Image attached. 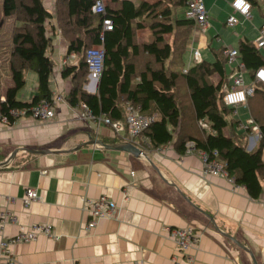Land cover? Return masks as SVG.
Listing matches in <instances>:
<instances>
[{
	"label": "crops",
	"instance_id": "1",
	"mask_svg": "<svg viewBox=\"0 0 264 264\" xmlns=\"http://www.w3.org/2000/svg\"><path fill=\"white\" fill-rule=\"evenodd\" d=\"M203 2L208 24L197 35L200 47L206 42L209 45L213 37L220 39L215 29L209 36L215 28L211 14L218 1ZM218 12L229 29L239 20L248 21L236 13L237 23L226 25L232 12L230 0L226 12ZM2 26L3 21L0 34ZM237 30V45L239 39L253 42L258 37L257 28L251 39L245 29ZM51 33L49 85L52 95H64L72 85L70 78L60 75L67 41L57 28ZM218 49L210 47L208 61L215 59ZM259 50L264 57V50ZM29 70L33 71L24 70V85L16 95L23 101L36 93L37 76ZM227 70L231 72L228 64ZM248 73L251 79L245 81L249 83L252 73ZM11 84L10 70L0 59V101ZM53 106L55 115L47 120L24 115L11 124L0 121V209L10 211L17 220L0 221V238H10L20 226L37 223L48 224L53 234L9 245L15 264H172L174 259L187 264V256L192 257L191 264H253L252 259L264 264V147L259 172L262 192L252 198L243 185L224 176L202 174L200 158L194 152H179L174 137L157 147L136 145L143 153L134 156L91 142L96 139L112 145L128 141L125 132L118 134L97 119L81 116L79 106L66 100L55 101ZM240 107L249 117L247 103ZM27 187L34 188L40 199L24 204L21 197ZM103 194L114 201L116 212L87 227L90 215L80 198ZM187 225L193 226L198 241L181 250L170 230Z\"/></svg>",
	"mask_w": 264,
	"mask_h": 264
},
{
	"label": "trees",
	"instance_id": "2",
	"mask_svg": "<svg viewBox=\"0 0 264 264\" xmlns=\"http://www.w3.org/2000/svg\"><path fill=\"white\" fill-rule=\"evenodd\" d=\"M94 1L55 0L52 14L43 0H1L3 15L13 16L14 22L19 23L13 25L10 34L8 63L12 84L0 101V117L6 116L11 124L17 119L10 114L11 109L24 108L28 113V108L40 99L51 100L49 79L53 62L48 54L51 36L46 28L49 21L51 29L58 28L67 41L66 53L75 54L76 62L60 70L62 78L71 80V88L64 94L70 105L83 102L94 116L105 114L111 119H122L126 104L137 106L142 114L155 113L157 117L143 131L148 139L140 142L141 147H157L174 137L179 152L185 151V143L190 140L196 148L208 153L216 150L217 158L234 182L243 185L252 198L258 197L262 192L259 172L263 167L264 85L251 75L254 91L247 98V110L258 125L259 138L256 145L248 149L243 134L225 131L236 120L229 117L234 108L222 100L230 74L223 48L214 53V60L200 59L186 72L182 71L183 66L177 69L169 63L166 65V61L174 58V45L164 35L175 27L183 28L180 46L184 52L193 21L184 17V9L177 14L162 5L171 1L185 8L187 0H110L113 6L107 5L105 10L112 20V29L103 31L102 40V14L92 11ZM248 1L251 5L257 4L256 0ZM145 23L152 39L138 43L135 31ZM92 45L103 47V69L95 91L87 92L82 87L87 75L85 50ZM237 49L248 72L253 74L256 68L264 67V57L254 42L239 39ZM26 69H32L37 76L36 93L29 101L16 96L24 85ZM179 88L185 89V96L180 94ZM183 99L189 104L185 110ZM181 111L186 114L182 116ZM199 118L206 122L207 128L199 125Z\"/></svg>",
	"mask_w": 264,
	"mask_h": 264
},
{
	"label": "built area",
	"instance_id": "3",
	"mask_svg": "<svg viewBox=\"0 0 264 264\" xmlns=\"http://www.w3.org/2000/svg\"><path fill=\"white\" fill-rule=\"evenodd\" d=\"M230 6L232 12L226 17L225 23L228 26H233L237 23L236 13L242 15L246 19L252 18L251 4L248 0H230ZM92 11L102 14L101 24L102 31L100 33V39H103V31L112 29V20L109 16H106L105 6L102 0H95L92 7ZM183 15L185 18L193 21L192 33L195 35L200 34L205 30L207 26L208 12L204 5L203 0H187L186 8ZM258 48L264 50V22H262L258 28V37L255 41ZM223 55L226 59V63L231 67V73L229 75V82L224 87L222 100L225 105L233 107V112L240 105H246L247 98L252 95L254 91L253 82L245 83L243 75L247 72V68L240 58L237 48L223 47ZM191 58L194 62L201 59L200 51L198 48L190 49ZM104 50L102 45L89 46L85 50V63L87 66V79L84 83L85 89L89 91H95L96 83L101 75L103 69ZM75 62V54L69 53L61 60V65L70 64ZM188 69L183 68V72ZM253 78L258 83L264 85V67L260 66L253 72ZM51 102L46 99H40L27 109L13 108L10 110V114L14 117L30 116L35 119L47 120L55 115L54 102L62 101L64 95L61 93L53 94L51 96ZM80 108V114L83 117L97 119L104 124L109 125L114 132L122 134L125 132L126 140L131 141L135 145H140L141 141H146L148 137L143 131L148 125L155 119L154 114H142L139 112L138 107L132 104H126L124 117L122 119H111L105 114L94 116L91 110L83 103L78 104ZM0 121L4 124H9L6 116H1ZM198 122L202 127L207 128L206 122L199 118ZM240 128L248 132L247 144L248 149H252L259 138L258 125L249 116L244 123H238ZM137 138V141L135 139ZM185 151L194 152L198 155L202 163V174L204 175H226L230 182L235 183L233 178L228 175L227 171L223 167V163L217 158V151L213 150L211 153L206 152L203 149H198L194 146L193 141H187L185 143ZM39 195L37 191L32 187H27L24 190L21 200L24 204H28L30 201L38 200ZM82 202V208L90 215V219L87 222V227H93L98 218H110L116 212V204L113 200L108 198L107 195H99L95 198L82 196L80 198ZM0 221L16 222V217L8 210L0 209ZM39 234L46 236H53L52 230L48 224L37 223L31 225L29 228L20 226L18 232L10 238H0V252L4 257L3 264H15L12 256L8 252V246L16 242H26L35 239ZM170 235L179 246L181 250H186L190 246L194 245L198 241V237L194 232L192 225H187L180 228H172ZM193 261L191 256H187V264H191ZM136 264H144L143 262H137ZM172 264H180L176 259Z\"/></svg>",
	"mask_w": 264,
	"mask_h": 264
},
{
	"label": "rangeland",
	"instance_id": "4",
	"mask_svg": "<svg viewBox=\"0 0 264 264\" xmlns=\"http://www.w3.org/2000/svg\"><path fill=\"white\" fill-rule=\"evenodd\" d=\"M102 1L104 3L105 9L108 8L107 5L113 6V3L110 0H102ZM135 1H138V0H135ZM149 1H153V0H149ZM217 1H218V4H217V7L215 8L216 10H214V13L211 14V18L214 20L213 23L215 25V28L213 27L210 30V35L209 36H212V34H213L212 31L214 32L215 30H217V32H218V34L220 36V39L219 40H215L214 37H213L212 38L213 41L210 44L208 43L209 45H207V42H206V45L204 47H200V46H198V36L193 34L192 31L190 30L188 43H187L185 48L182 47V48H184L183 49L184 52H181L182 49H181V46H180V41H181L182 38H184V33L182 31L183 28L175 27L174 30L171 33H167V34L164 35L165 39L168 40L169 43L173 42V45H174V52H173L174 58H172V60L169 61V62L166 61V65L169 63V64H171L173 67H175L177 69L183 66L182 67V69H183V68L189 67L192 63H194V61L191 58V53H189V57H188V54L186 52V50H188V47H191L189 49L198 48L199 51H200L201 59H205V60L211 59L210 58V54H211L210 47L223 48L225 46V47H230V48H237V39H238V36H239V32H238L237 29H241V28L245 29V35L249 39H251L252 37L254 38L255 29L257 28V30H258V28L260 26L259 24L262 21L264 22V0H256V3L258 2V4L254 5L253 7H251L252 8V14H253L251 19H248V21H244L242 23L239 20V23L237 24V26H235V28L233 27L231 29H229L225 25H223L221 19L219 18V12H218L219 9H220V13H225L226 12V10L229 7V0H217ZM54 2H55V0H43L44 6L47 9L49 8L50 11L52 12V14L55 11ZM162 7H168V8H170L172 10L173 13H177V14H180L181 12H183V9L185 10V8H186V7L184 8L182 6H176L171 1H165L163 3ZM144 20L145 19H143L142 22ZM2 21L4 22V26H2L1 34H0V39H1L0 40V59L5 64V66H7V68H9L8 60H9L10 50H11L10 34H11V30H12L13 25L17 24L19 22H14V17L13 16H7L6 17V16L3 15L2 9H1V0H0V22H2ZM51 21L54 22L55 20L51 19ZM48 22L46 23L47 32L49 33V31L51 30V32L53 33L54 30L51 29V23L50 22L48 23ZM54 29H56V28H54ZM181 31H182V34H181ZM151 39H152V34H151V31H150L147 23H145L143 25V27L136 29V31H135V40L138 43H143L145 41H150ZM256 39L253 41L254 44H255ZM209 52H210V54H209ZM70 53H73V52H70ZM66 55H69V53H67ZM75 60H76V58H75ZM186 63H188V64L186 65ZM1 68L3 69V66ZM2 72H4V69L2 70ZM29 72H32L34 74V72L31 71V70H29ZM213 76H215V75H213ZM213 76H212V78H214ZM243 78H244V82L245 83H248L245 80L250 81V79H251L248 72L244 73ZM86 79H87V75H86ZM84 83H83L84 90L87 91V92H90L88 90L89 87H88V89H85ZM91 92H94V91H91ZM179 92H180V94H183L185 96L186 91H185L184 88H179ZM183 98H185V97H183ZM185 99H183V101H182L184 110L187 108V105H189L187 100H185ZM241 108L242 107L238 106L235 109V111H236L235 113L234 112L230 113L229 117H232L233 120H238V122L234 123V124H231V125H228V127L225 129V131L227 132V130H230L231 132L234 133V132H239L238 130H240L241 133L246 137V144H247L248 132L243 131L240 128L238 123L239 122L244 123L245 121H247L248 114L245 111L246 110L245 108H244L245 110H243ZM184 114H186V113L181 111V115L184 116ZM199 125H200V123H199ZM235 127H237V131L235 130ZM204 128H206V127H204ZM220 176H224V177L227 178L226 175H220Z\"/></svg>",
	"mask_w": 264,
	"mask_h": 264
},
{
	"label": "water",
	"instance_id": "5",
	"mask_svg": "<svg viewBox=\"0 0 264 264\" xmlns=\"http://www.w3.org/2000/svg\"><path fill=\"white\" fill-rule=\"evenodd\" d=\"M91 142H97V143L103 145L106 148L127 151V152L132 153L134 156H138V155L143 153V151L138 146H136L134 143H132L131 141H122V142H118V143L112 144V145L104 144L102 141L96 140V139H92ZM227 236H229V235H227ZM229 237L233 241H235L237 245H239V246L243 247L244 249H246V247L243 244H241L240 242L236 241L233 237H231V236H229ZM252 260H253V264H257L254 259H252Z\"/></svg>",
	"mask_w": 264,
	"mask_h": 264
},
{
	"label": "bare ground",
	"instance_id": "6",
	"mask_svg": "<svg viewBox=\"0 0 264 264\" xmlns=\"http://www.w3.org/2000/svg\"><path fill=\"white\" fill-rule=\"evenodd\" d=\"M231 73V72H230ZM230 75V74H229ZM185 255V254H184ZM183 257V256H182ZM184 258H185V256H184Z\"/></svg>",
	"mask_w": 264,
	"mask_h": 264
}]
</instances>
